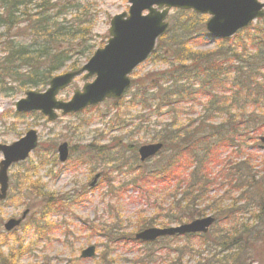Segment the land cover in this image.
Returning a JSON list of instances; mask_svg holds the SVG:
<instances>
[{
	"label": "rangeland",
	"instance_id": "rangeland-1",
	"mask_svg": "<svg viewBox=\"0 0 264 264\" xmlns=\"http://www.w3.org/2000/svg\"><path fill=\"white\" fill-rule=\"evenodd\" d=\"M40 1L33 0L36 4ZM47 1L57 3L52 14L56 13L59 21L78 15L75 10L64 15L59 13L67 4L65 0ZM69 1L87 10L89 24L82 27L91 30L87 35L88 45H93L91 55L108 42L112 17L128 13L131 5L129 0ZM260 1L264 3V0ZM179 11L187 10H170V25L182 18ZM188 11L192 16L195 14L204 19V30L210 36L205 26L210 15ZM263 20L254 21L249 27ZM26 35L28 33L23 30L7 32L0 27V143L11 144L32 129L39 136L38 147L30 156L8 170V197L0 200V264H195L203 258H208V264H219L218 259L223 260L226 253L221 247L206 243L199 237L166 236L155 242L129 238V234L134 236L141 230L140 226L149 220L152 222V219L154 223L151 226L178 225L175 222L169 224L167 219L156 214L160 204L162 212H166L172 203V198L165 195L162 186L148 187V192H145L128 183L131 178L129 164L134 157L140 161L137 149L154 142L159 124L169 122L171 117L167 114L158 117L154 112L142 109L140 104L131 101V93L118 104L106 100L77 113L62 115L58 111L59 117L55 121L48 120L38 111L17 112L16 102L25 97L27 91L43 92L48 88V85L32 87L27 81L26 71L29 69L24 66L13 76L7 75L3 68L5 42L11 38L28 41L31 36ZM191 47L193 50H209L214 48V42L211 39H194ZM88 56H75L74 59H78L82 66L90 58ZM167 65L155 52L134 70L132 80L138 81L148 72L163 70ZM70 70L68 64L54 75ZM93 80L94 77L84 80L82 75L78 76L57 98L68 101L75 90L82 89L86 82ZM191 104L182 105L181 119L194 118L201 112V103H193L194 107L193 104L190 107ZM64 141L70 146V157L61 163L57 148ZM249 146V152H255L253 163L258 164L259 156L264 154V144L257 147L249 143ZM100 147H105L104 151L97 149ZM2 158L0 153V161ZM147 162L140 161L139 164ZM98 172L101 173L98 183L89 187ZM222 193L224 189L214 188L209 196ZM27 209L29 213L24 221L13 231L6 232L4 224L7 220L20 217ZM206 213L213 215L209 207ZM248 217L250 215L237 218L241 221ZM230 225L218 222L211 231L213 234L219 230L222 232L224 228L233 226ZM93 244L96 255L90 259L81 258V251ZM242 257L245 264H264V242L254 243L242 253Z\"/></svg>",
	"mask_w": 264,
	"mask_h": 264
},
{
	"label": "trees",
	"instance_id": "trees-1",
	"mask_svg": "<svg viewBox=\"0 0 264 264\" xmlns=\"http://www.w3.org/2000/svg\"><path fill=\"white\" fill-rule=\"evenodd\" d=\"M65 2L59 13L75 10L78 15L59 21L52 14L57 3L0 0V27L31 36L28 41L5 42L2 61L7 75L17 74L24 66L32 87L47 86L55 72L68 64L73 70L81 66L75 56H91L93 45H88L87 38L91 30L82 27L89 24L87 10ZM179 12L182 18L174 20L152 53L158 52L167 68L148 72L133 81L127 92L142 109L171 117L159 124L153 138L164 144L163 150L150 163L139 164L134 157L128 166V183L145 192L162 186L172 203L166 212L160 204L156 214L169 224L207 216L209 207L216 223L233 226L213 234L215 223L207 234L185 236L221 247L226 255L218 259L219 264H245L242 253L264 242V154L254 164L255 152H249V143L258 147L264 136V20L233 37L213 41L214 48L203 51L191 45L194 39L210 40L204 19L191 11ZM188 102L201 103V112L181 119L182 105ZM97 149L102 152L105 147ZM214 188L224 193L209 196ZM243 215L250 217L240 221L237 217ZM195 264H208V258Z\"/></svg>",
	"mask_w": 264,
	"mask_h": 264
},
{
	"label": "water",
	"instance_id": "water-1",
	"mask_svg": "<svg viewBox=\"0 0 264 264\" xmlns=\"http://www.w3.org/2000/svg\"><path fill=\"white\" fill-rule=\"evenodd\" d=\"M128 13L114 15L109 28L110 38L107 44L95 51L93 56L81 68L54 76L44 92L29 90L26 97L16 102L18 112L40 111L50 121L62 114L78 112L84 108L97 105L106 99H120L131 87L130 75L153 52L156 42L169 28L167 20L173 8L194 10L209 14L206 22L212 39L228 38L239 30L248 27L257 19L264 18V3L259 0H129ZM144 12H147L144 14ZM85 73V74H84ZM88 79L96 76L92 82L77 89L69 101L58 100L60 91L69 86L79 75ZM264 142V137H261ZM39 142L36 130H29L20 139L11 144H1L0 152V200L7 197L9 189L8 170L14 163L24 161L37 148ZM162 142L143 144L138 148L141 161L156 156L163 149ZM59 160L66 162L70 155L68 142L58 146ZM101 177L97 173L89 186L93 187ZM29 210L20 218H10L5 229L11 231L21 224ZM215 217L208 215L187 223L169 227H148L135 234L137 240L154 241L167 235H184L189 233H207L215 222ZM96 255V246L90 245L81 252L82 258Z\"/></svg>",
	"mask_w": 264,
	"mask_h": 264
}]
</instances>
